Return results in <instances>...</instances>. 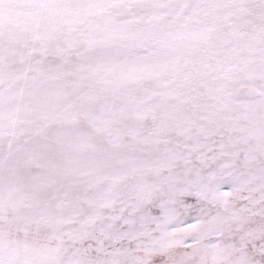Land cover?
<instances>
[{
    "label": "snow or ice",
    "instance_id": "6c2138e0",
    "mask_svg": "<svg viewBox=\"0 0 264 264\" xmlns=\"http://www.w3.org/2000/svg\"><path fill=\"white\" fill-rule=\"evenodd\" d=\"M0 264H264V0H0Z\"/></svg>",
    "mask_w": 264,
    "mask_h": 264
}]
</instances>
